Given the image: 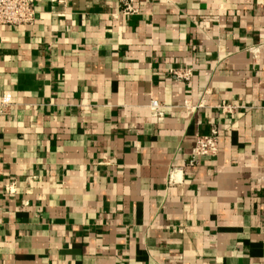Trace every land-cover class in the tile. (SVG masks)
<instances>
[{
	"label": "crops",
	"instance_id": "obj_1",
	"mask_svg": "<svg viewBox=\"0 0 264 264\" xmlns=\"http://www.w3.org/2000/svg\"><path fill=\"white\" fill-rule=\"evenodd\" d=\"M131 1L0 25V264H264V0Z\"/></svg>",
	"mask_w": 264,
	"mask_h": 264
},
{
	"label": "built area",
	"instance_id": "obj_2",
	"mask_svg": "<svg viewBox=\"0 0 264 264\" xmlns=\"http://www.w3.org/2000/svg\"><path fill=\"white\" fill-rule=\"evenodd\" d=\"M123 13L125 15L138 13V9L131 0H123ZM36 19L35 0H0V25L7 26H26L31 25ZM177 79L189 82L193 76L190 68L172 70ZM14 104L12 98L2 95L0 96V116L6 115L11 111ZM151 109L157 115H162L159 102L153 100L150 104ZM188 106V104H187ZM218 108L227 113L236 111L237 106L222 102ZM220 151V131L213 127L207 135H197L195 145L191 152L190 163L194 164L199 158L204 156H217Z\"/></svg>",
	"mask_w": 264,
	"mask_h": 264
}]
</instances>
